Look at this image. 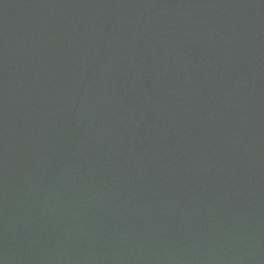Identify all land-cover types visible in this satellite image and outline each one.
<instances>
[{
  "label": "water",
  "instance_id": "1",
  "mask_svg": "<svg viewBox=\"0 0 264 264\" xmlns=\"http://www.w3.org/2000/svg\"><path fill=\"white\" fill-rule=\"evenodd\" d=\"M0 264H264V0H0Z\"/></svg>",
  "mask_w": 264,
  "mask_h": 264
}]
</instances>
